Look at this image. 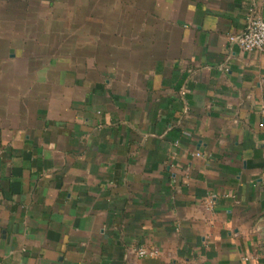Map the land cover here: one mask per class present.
I'll return each mask as SVG.
<instances>
[{
  "label": "crops",
  "instance_id": "0c3cea01",
  "mask_svg": "<svg viewBox=\"0 0 264 264\" xmlns=\"http://www.w3.org/2000/svg\"><path fill=\"white\" fill-rule=\"evenodd\" d=\"M40 6L78 25L46 64ZM249 6L0 0V264H264V46L228 40Z\"/></svg>",
  "mask_w": 264,
  "mask_h": 264
},
{
  "label": "built area",
  "instance_id": "2783aa9c",
  "mask_svg": "<svg viewBox=\"0 0 264 264\" xmlns=\"http://www.w3.org/2000/svg\"><path fill=\"white\" fill-rule=\"evenodd\" d=\"M230 43L237 45L241 51H259L264 46V19L253 7H247L246 24L244 29L236 35H229ZM199 155V153H196ZM135 253L138 257H155L158 250L152 247H137Z\"/></svg>",
  "mask_w": 264,
  "mask_h": 264
},
{
  "label": "rangeland",
  "instance_id": "374dc122",
  "mask_svg": "<svg viewBox=\"0 0 264 264\" xmlns=\"http://www.w3.org/2000/svg\"><path fill=\"white\" fill-rule=\"evenodd\" d=\"M37 10V24H36V28H37V31L40 35L39 37V53H43V55H40V60H39V63L40 64H43V63H47V50L45 48V45L48 44L50 42V40L47 38V32L48 33H51L52 31H56V32H63L64 30V26H65V31L67 32L64 36L65 37H69L68 38V41H70V36L73 37L75 36V38H77V30H78V25L77 24H55L53 25L52 23L50 24L48 22V19H47V8H45L44 6H40ZM58 11H61L58 9ZM35 12V9H33V15H34ZM74 15H77V10L70 12L67 16H70V17H73ZM61 16H63L61 14ZM72 19V18H71ZM69 28V29H68ZM61 35V34H60ZM62 37V35H61ZM73 40H74V37H73ZM49 55V54H48ZM52 58V57H51Z\"/></svg>",
  "mask_w": 264,
  "mask_h": 264
}]
</instances>
